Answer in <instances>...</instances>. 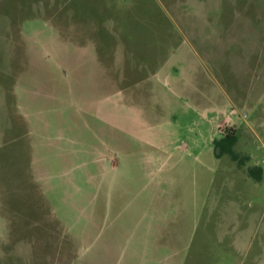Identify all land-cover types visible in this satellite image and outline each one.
<instances>
[{
	"label": "rangeland",
	"instance_id": "obj_1",
	"mask_svg": "<svg viewBox=\"0 0 264 264\" xmlns=\"http://www.w3.org/2000/svg\"><path fill=\"white\" fill-rule=\"evenodd\" d=\"M0 264H264V0H0Z\"/></svg>",
	"mask_w": 264,
	"mask_h": 264
},
{
	"label": "trees",
	"instance_id": "obj_2",
	"mask_svg": "<svg viewBox=\"0 0 264 264\" xmlns=\"http://www.w3.org/2000/svg\"><path fill=\"white\" fill-rule=\"evenodd\" d=\"M236 143L237 139L233 133H228L226 137L214 141L216 157L220 158L223 155H228L235 161L239 160V154L234 150ZM249 172L256 178H261L263 174V170L260 167H253Z\"/></svg>",
	"mask_w": 264,
	"mask_h": 264
},
{
	"label": "crops",
	"instance_id": "obj_3",
	"mask_svg": "<svg viewBox=\"0 0 264 264\" xmlns=\"http://www.w3.org/2000/svg\"><path fill=\"white\" fill-rule=\"evenodd\" d=\"M181 150H183V149H181Z\"/></svg>",
	"mask_w": 264,
	"mask_h": 264
}]
</instances>
